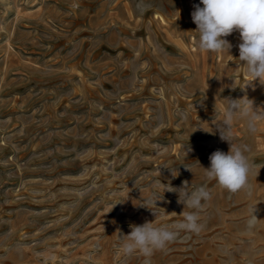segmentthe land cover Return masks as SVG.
<instances>
[{
    "label": "rangeland",
    "instance_id": "obj_1",
    "mask_svg": "<svg viewBox=\"0 0 264 264\" xmlns=\"http://www.w3.org/2000/svg\"><path fill=\"white\" fill-rule=\"evenodd\" d=\"M196 4L0 0V264H264V121L232 127L250 149L247 188L203 169L230 148L216 128L226 98L264 109V84L250 83L238 31L229 52L198 50ZM185 181L211 193L203 230L125 255L130 225L191 211L165 191Z\"/></svg>",
    "mask_w": 264,
    "mask_h": 264
},
{
    "label": "clouds",
    "instance_id": "obj_2",
    "mask_svg": "<svg viewBox=\"0 0 264 264\" xmlns=\"http://www.w3.org/2000/svg\"><path fill=\"white\" fill-rule=\"evenodd\" d=\"M203 5V6H201ZM138 9L145 7L137 5ZM192 21L199 33L198 50L202 52H223L231 49L227 36L234 31L240 34L239 60L246 65V73L254 80L264 84V0H200L193 6ZM246 97V98H245ZM241 99H227L223 120L216 126L222 141L230 145L227 153L216 150L210 156V166L203 168L208 181H215L219 187L236 193L249 186L251 164L246 155V144L233 143L232 127L234 121L243 120L249 132L255 133L264 121V109L254 108L253 101L247 96ZM185 181L180 188L168 187L165 191L178 193V203L191 211H183V219L171 226H154L153 222L130 225L129 234H122L120 248L125 255L139 252L150 257L154 251L163 250L173 242L180 231L199 234L204 225L200 223L203 202L211 199L207 185L188 190ZM155 200L154 203L156 204ZM113 209V208H112ZM255 211V210H254ZM248 221V227L255 224L256 216ZM154 215H156L153 212ZM174 229V230H173ZM147 264V262H146Z\"/></svg>",
    "mask_w": 264,
    "mask_h": 264
}]
</instances>
